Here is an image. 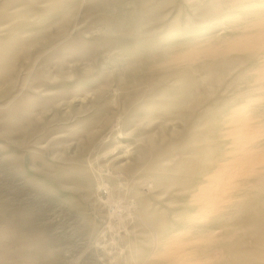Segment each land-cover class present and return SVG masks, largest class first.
<instances>
[{
  "label": "rangeland",
  "instance_id": "374dc122",
  "mask_svg": "<svg viewBox=\"0 0 264 264\" xmlns=\"http://www.w3.org/2000/svg\"><path fill=\"white\" fill-rule=\"evenodd\" d=\"M0 264H264V0H0Z\"/></svg>",
  "mask_w": 264,
  "mask_h": 264
}]
</instances>
